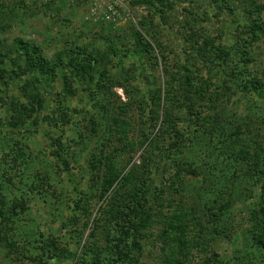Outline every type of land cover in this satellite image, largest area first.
Wrapping results in <instances>:
<instances>
[{
  "label": "rangeland",
  "instance_id": "374dc122",
  "mask_svg": "<svg viewBox=\"0 0 264 264\" xmlns=\"http://www.w3.org/2000/svg\"><path fill=\"white\" fill-rule=\"evenodd\" d=\"M231 1L0 0V264H87L80 257L91 250L102 264L125 263L122 251L163 264L159 226L119 241L118 196L140 188V204L154 207L176 160L196 171L176 192L221 263L264 264L248 223L260 174L226 151L235 136L264 149V10L253 13L261 30H251L248 0ZM17 39L50 65L30 70ZM201 80L210 88L198 101ZM124 114L127 141L117 142ZM106 156L119 166L100 193ZM52 245L77 257L58 259ZM193 253L181 264H194Z\"/></svg>",
  "mask_w": 264,
  "mask_h": 264
},
{
  "label": "trees",
  "instance_id": "16d2710c",
  "mask_svg": "<svg viewBox=\"0 0 264 264\" xmlns=\"http://www.w3.org/2000/svg\"><path fill=\"white\" fill-rule=\"evenodd\" d=\"M237 1V0H233ZM228 2H232L231 0H228ZM248 8L246 10V22H248V25L251 30H261V26L257 21L253 18V13L256 11L264 10V4H258L257 0H248ZM133 42L137 49L138 56H141L146 51V46L141 42V38L138 32H135L133 35ZM13 47L17 50H21L20 52H23V55L27 61V66L30 70H32L34 67L38 66V68H43L44 65L47 64V57H44L41 50L34 44L25 43L22 42L20 39H17L13 42ZM113 45H109L108 50L112 51ZM34 53V57H28L29 54ZM66 56V54L62 53L57 58L59 61L62 60V58ZM223 56V52L220 55ZM221 57H218L220 66L224 64ZM92 60V59H90ZM89 60V61H90ZM66 64L70 67L78 66L79 63L76 62L75 58L73 56H68L66 59ZM90 64V63H89ZM50 65V63L47 64V66ZM224 66V65H223ZM47 67L46 69L49 70ZM87 69V67L85 68ZM261 77H264V71L260 72ZM260 78V77H259ZM1 79V78H0ZM187 80V79H186ZM257 80V84L261 86V81ZM210 88V85L204 80H201V86L196 87V95L197 99L203 100L205 98V95L207 94L208 90ZM212 96V94H211ZM211 96H207L209 100L211 99ZM160 100V96H157L156 101L158 104ZM210 102V101H209ZM199 104V103H198ZM212 104V102H211ZM206 105V104H205ZM204 105V106H205ZM210 108V106H209ZM123 113H126L123 111ZM196 113V112H195ZM126 117V120H120L115 121L117 122L116 129L114 131L115 133V139L117 142H126L127 136H126V128L129 126L130 117L128 114H124ZM205 121H207L208 117H202ZM203 122V123H204ZM171 133L177 134L176 130H173L171 128ZM178 136V135H177ZM176 136V139H177ZM231 138L230 144L227 146L226 151L229 155L237 156L239 159V164L243 167H246L247 170L251 169L254 172L260 174L258 178V182H260L259 186V205L257 209L253 210L252 213L249 215V230L251 231V238L254 241V243L262 248H264V149H261L259 151H256L252 148L250 144L244 143V140L241 137ZM175 138V136H174ZM124 146V144H123ZM99 160V159H98ZM105 160V162H104ZM104 162V163H103ZM103 163V169L105 170L106 175L100 179L101 185H100V193H106L110 189V187L113 185L116 179V171L118 170L119 161L115 160L114 157H105L104 159L99 161V164ZM98 164V165H99ZM174 166H172L171 170H173V173L169 175L166 181L165 188L160 190L159 194H162L159 199L154 203V207L149 206L146 207L142 204H140L138 199V193L139 189H133V192H129V190H126L125 193L122 195H119L120 197V203L123 205V214L124 216L118 218L116 222L121 225V240L120 242L124 243L127 239V232L131 233L132 235H137V238H142L143 233H140V230L144 231L146 229H150L151 227H158L160 229L159 238L162 242L160 246V254H161V260L163 264H181L182 258L190 257V255L194 254L193 252H197L199 255L198 259L196 261L193 260L194 264H222L221 260H219V257L217 256V253L212 249L211 244L204 238L203 230H201V227L197 220L188 212V209L185 208L183 204L179 201V198L181 196L176 191L177 186L180 184L181 176L184 173H189L196 175L195 169H192L190 166H187L184 163H181V160L174 161ZM250 165V166H249ZM259 167L258 169H256ZM244 170V169H243ZM123 185H119L118 189L122 188ZM124 188V187H123ZM117 189V190H118ZM138 192V193H137ZM178 200V201H175ZM223 200V198L220 197L219 201ZM174 202V204H173ZM218 204L219 208L222 209V206L225 207V203L222 205H219L217 200L213 203ZM171 205L175 206L174 210L166 213L165 210L168 209ZM217 206V207H218ZM143 207V208H142ZM142 208V213L137 215L136 210ZM114 209V207L112 208ZM110 214V209H108ZM114 211L115 214L116 210ZM104 213H107L106 210H104ZM112 214V215H115ZM130 221V223H128ZM134 222V223H133ZM129 224V227H124V224ZM124 228L126 229L125 232ZM132 247L135 249L136 253L140 252L142 247L140 242L137 239L132 240ZM118 247V245H116ZM51 249L55 253V257L58 259H65L70 257H77L74 253L66 252L64 253L63 250L58 249L55 245L51 246ZM92 251V250H91ZM86 253V255H82L80 259L82 261H85L87 264H102L99 259L96 257V253ZM118 260H123V264H136V259H132L131 256H133L131 253H123L118 252ZM83 258V259H82ZM196 259V258H195Z\"/></svg>",
  "mask_w": 264,
  "mask_h": 264
}]
</instances>
